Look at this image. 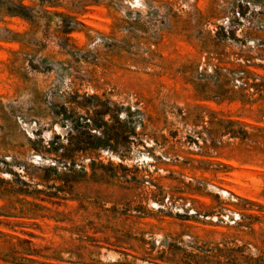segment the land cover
<instances>
[{"label": "rangeland", "instance_id": "rangeland-1", "mask_svg": "<svg viewBox=\"0 0 264 264\" xmlns=\"http://www.w3.org/2000/svg\"><path fill=\"white\" fill-rule=\"evenodd\" d=\"M0 264H264V0H0Z\"/></svg>", "mask_w": 264, "mask_h": 264}, {"label": "built area", "instance_id": "built-area-1", "mask_svg": "<svg viewBox=\"0 0 264 264\" xmlns=\"http://www.w3.org/2000/svg\"><path fill=\"white\" fill-rule=\"evenodd\" d=\"M133 2L136 4L138 3V0H133ZM245 73L240 72L237 75H234L232 84L235 89H249L250 85L248 84L247 80L245 79ZM251 90H253L251 88ZM213 192L216 194L231 199V201H236V198L233 194H231L229 191L221 189L217 186H211L210 187ZM160 208H169L170 210H173V208L179 213H187L189 216H197L198 212L195 211L190 203H187L186 205H174V203L171 201L170 197H167L164 201V204L158 205ZM158 206L155 205V207L158 208ZM179 206V207H178ZM201 218H204L201 216ZM241 219V215L238 212H232V211H226L224 214L221 215H215L213 217H206V220H211L212 222H218L221 220V222L229 223L230 225H235L237 222H239Z\"/></svg>", "mask_w": 264, "mask_h": 264}, {"label": "bare ground", "instance_id": "bare-ground-1", "mask_svg": "<svg viewBox=\"0 0 264 264\" xmlns=\"http://www.w3.org/2000/svg\"><path fill=\"white\" fill-rule=\"evenodd\" d=\"M24 126H25V128H26L28 131H31V127H29V126H27V125H25V124H24ZM59 129H60V128H59ZM60 132H61V130H60ZM32 133H34V131H33Z\"/></svg>", "mask_w": 264, "mask_h": 264}]
</instances>
